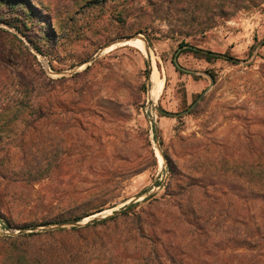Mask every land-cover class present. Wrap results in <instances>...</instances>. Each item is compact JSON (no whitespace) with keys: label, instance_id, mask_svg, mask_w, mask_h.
<instances>
[{"label":"rangeland","instance_id":"374dc122","mask_svg":"<svg viewBox=\"0 0 264 264\" xmlns=\"http://www.w3.org/2000/svg\"><path fill=\"white\" fill-rule=\"evenodd\" d=\"M230 2L0 0V157L52 154L38 181L0 177V236L24 235L0 264H264V200L235 173L264 170V1Z\"/></svg>","mask_w":264,"mask_h":264},{"label":"trees","instance_id":"16d2710c","mask_svg":"<svg viewBox=\"0 0 264 264\" xmlns=\"http://www.w3.org/2000/svg\"><path fill=\"white\" fill-rule=\"evenodd\" d=\"M110 1H114V0H110ZM168 1V0H166ZM177 1V5L179 4H191L194 5V8L197 9H201L202 8V4H199L200 0H175ZM217 4L214 6L215 10H219V11H223V6L226 4L227 0H214ZM264 0H245L247 4L248 8H255V7H259L263 4ZM239 2H242V0H231L230 5L232 7V9H238L240 7ZM169 4V2H168ZM202 10V9H201ZM171 11V9L169 10ZM220 20L219 22H223L225 21V16L224 14L219 16ZM193 21V20H192ZM207 22H200L197 24V26H201V25H205ZM207 29H202V30H197L195 32V34H200V35H204L206 33ZM193 35H187V37L189 36H193ZM189 44H185V42H181L180 46H188ZM188 52L193 53L195 55L201 56L202 58H204L206 60V62H210L211 60H216L218 57V55L213 54L210 51H207V53H203L201 50H197L195 49H188ZM173 64L175 65V62L173 61ZM88 69V68H87ZM86 69V70H87ZM206 74L213 80L215 81V74L213 72H206ZM27 110L29 111V115L26 118V121L29 123H32V121L37 120L40 117V109L38 107V105L33 104L31 106L27 107ZM25 119V118H24ZM31 120V121H29ZM154 133H155V137L157 134L156 128H154ZM50 151H54V149H51ZM49 155H52L51 152L49 153ZM48 155V156H49ZM41 156V157H40ZM45 154H39L38 152H34L33 154H21L20 160L15 163V164H10L9 161L7 160L5 157L1 158L0 157V177L1 178H11V179H25L27 180V182H32V181H38L42 176L43 173H47L49 171V166L51 165H44L43 166V162L46 161V158L48 157ZM163 157H165L167 159L166 154H163ZM42 158V159H41ZM216 158L214 157H209L207 159V162L210 163V166H214L215 164V160ZM49 163L51 161H48ZM226 163V162H224ZM202 164H205L202 163ZM235 164V163H234ZM48 166V167H46ZM150 167H156L157 163H156V158L154 156V153L152 151H149V165ZM209 166V167H210ZM236 174L240 175V176H244V177H250L251 180L253 181V183L259 187V192L261 193V198L264 200V170L261 169L259 166H253V167H245L243 164L236 165ZM137 204H129L128 206H126L123 210H121L120 212H116L114 214L113 217L110 218H105L102 220H96L94 221L92 224H88L87 226H95V225H101L104 224L105 222L119 216L120 214H126L127 211L129 209H131L132 207L136 206ZM100 211V210H99ZM89 215L91 214H83L81 216H77L72 220L66 219V220H59V221H53V222H48L45 225H59V227H56L55 229L49 230L44 232V234H49V235H53V234H64L65 236H76V234H78L79 230H81L82 228L79 226H75L70 228L69 230H66L65 228H61L62 225L64 224H74V223H78L80 222L83 218H87ZM1 221V218H0ZM30 229H35L37 227V225H30L27 226ZM24 229V227L22 228ZM39 235V233H31L28 234L27 237H33V236H37ZM21 237H24V235L21 236H7V237H1V244H4L2 246L5 254H11L12 252H19L21 251L20 247L15 243L17 242V240L21 239ZM8 244V245H7ZM7 245V246H5Z\"/></svg>","mask_w":264,"mask_h":264},{"label":"bare ground","instance_id":"6f19581e","mask_svg":"<svg viewBox=\"0 0 264 264\" xmlns=\"http://www.w3.org/2000/svg\"><path fill=\"white\" fill-rule=\"evenodd\" d=\"M125 44L131 45V46L136 45L139 47L141 51H144L145 49L143 46V41L139 38H134L132 41H126ZM153 67H154V64H153ZM158 76L159 74H158L157 69H154L150 76V82L152 83L154 89H160V87L162 86V82L160 81Z\"/></svg>","mask_w":264,"mask_h":264},{"label":"water","instance_id":"95a60500","mask_svg":"<svg viewBox=\"0 0 264 264\" xmlns=\"http://www.w3.org/2000/svg\"><path fill=\"white\" fill-rule=\"evenodd\" d=\"M190 49H194V48H190ZM145 50H146V55H147L148 59H150V52H149V50L147 48H145ZM174 62H175V59H174ZM175 66H176V68H178V69H180L182 71H186V70H183L182 68H180L179 66H177L176 64H175ZM205 92L202 93L198 97V99L186 111H184L183 113L171 114V113H165V112H162V111H161V113L163 115H166V116H169V117H181L183 114H187L188 112H190L200 102V100L204 97ZM94 221H96V220H93V222Z\"/></svg>","mask_w":264,"mask_h":264}]
</instances>
